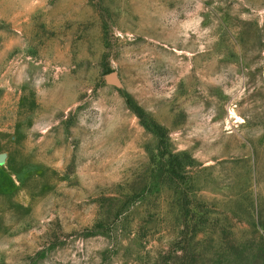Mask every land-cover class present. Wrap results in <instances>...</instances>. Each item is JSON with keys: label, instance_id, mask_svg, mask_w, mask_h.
Listing matches in <instances>:
<instances>
[{"label": "rangeland", "instance_id": "rangeland-1", "mask_svg": "<svg viewBox=\"0 0 264 264\" xmlns=\"http://www.w3.org/2000/svg\"><path fill=\"white\" fill-rule=\"evenodd\" d=\"M0 264H264V0H0Z\"/></svg>", "mask_w": 264, "mask_h": 264}, {"label": "trees", "instance_id": "trees-1", "mask_svg": "<svg viewBox=\"0 0 264 264\" xmlns=\"http://www.w3.org/2000/svg\"><path fill=\"white\" fill-rule=\"evenodd\" d=\"M126 104L132 110L134 113L138 115V117L142 120V123L144 126L151 131L155 133V135L158 137V147L160 149V154L163 156L165 154H168L171 156V154L166 150L165 145V139H166V133L162 126H160L158 123H156L154 120L149 119L148 117L140 110V108L134 104V100L129 94H126ZM170 163H172V160H170Z\"/></svg>", "mask_w": 264, "mask_h": 264}]
</instances>
